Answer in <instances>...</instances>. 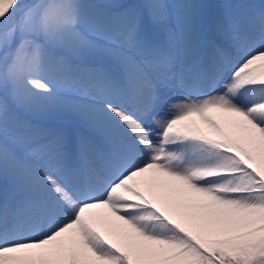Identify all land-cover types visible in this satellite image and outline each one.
<instances>
[{
  "label": "snow or ice",
  "instance_id": "1",
  "mask_svg": "<svg viewBox=\"0 0 264 264\" xmlns=\"http://www.w3.org/2000/svg\"><path fill=\"white\" fill-rule=\"evenodd\" d=\"M0 264H264V0H0Z\"/></svg>",
  "mask_w": 264,
  "mask_h": 264
},
{
  "label": "rangeland",
  "instance_id": "2",
  "mask_svg": "<svg viewBox=\"0 0 264 264\" xmlns=\"http://www.w3.org/2000/svg\"><path fill=\"white\" fill-rule=\"evenodd\" d=\"M254 2H259V0H254Z\"/></svg>",
  "mask_w": 264,
  "mask_h": 264
}]
</instances>
